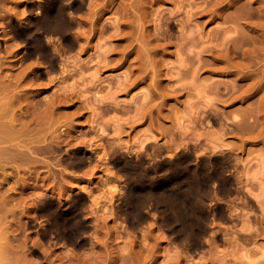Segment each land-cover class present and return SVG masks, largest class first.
Wrapping results in <instances>:
<instances>
[{"label":"rangeland","instance_id":"374dc122","mask_svg":"<svg viewBox=\"0 0 264 264\" xmlns=\"http://www.w3.org/2000/svg\"><path fill=\"white\" fill-rule=\"evenodd\" d=\"M47 1L0 0V122L14 131L2 145L21 147L0 154V201L19 255L30 264L262 262L264 0H63L65 25L34 47L29 12ZM211 167L227 178L203 200L215 208L207 229H228L213 244L171 238L164 212L129 225L132 208L156 206L176 229L196 227L181 212L191 199L178 193ZM70 193L86 234L72 248L41 232L38 210L46 196L57 210ZM249 227L253 238H235Z\"/></svg>","mask_w":264,"mask_h":264},{"label":"bare ground","instance_id":"6f19581e","mask_svg":"<svg viewBox=\"0 0 264 264\" xmlns=\"http://www.w3.org/2000/svg\"><path fill=\"white\" fill-rule=\"evenodd\" d=\"M63 3H64L63 0H48L47 2L44 3L43 6L42 5L38 6L34 12L32 10H31L32 12L31 11L29 12V13H31L32 18L30 19L28 25H30L34 29L30 40L33 43L34 47L41 44V42H42L41 38L42 37H44L47 41L54 40L53 39V33L59 27H63L65 25L66 21H65L64 15H65V11H66V6ZM67 12H69V9ZM23 27H25V26H23ZM1 88H2V86H1ZM1 93H3L2 90H0V94ZM4 94H5V92L2 95H0V98H1L0 101L3 99ZM3 103L0 104V114H1V112H3V108H2V106L4 105ZM6 111H8V110H6ZM8 120H7V122H9ZM4 121L5 120L0 122V154L3 153L4 151H6V153L7 152L10 153L9 151H11V150H12V152L15 151V150L13 151V149L11 147L12 145H10L11 150H9V148H8L9 144H6V145H8V147L3 146L5 144L2 145L3 142H6V143H7V141L9 142V140H10V138H12V135L14 132L12 127L10 128L7 124L2 123ZM11 123H12V121H11ZM9 143H11V142H9ZM12 144H17V142L12 143ZM18 145H20V144H18ZM18 145H17V147H18ZM29 147L30 146H27V148H29ZM31 147H30V150L31 151L33 150L32 152H34V149H35L36 150L35 153L37 152V150H38V152H39V150L43 151L42 149L44 148L41 146H34V148L32 147L33 149H31ZM19 148L21 149L20 146L17 149H19ZM17 149L15 152H17ZM18 151H20V150H18ZM21 151L24 152V150H21ZM86 151L87 150H84V152L82 154L83 156L86 153ZM10 155H12V153ZM223 155H224L223 150H221L220 154H218L217 157H222ZM208 156H209V159L210 158L212 159L214 157V155H208ZM195 169H197V168H195ZM219 173H220V169H217L214 167H211L210 170H208L206 172V174H199L198 173L199 176H198L197 182L200 181L202 183V181H203L202 184L200 183L202 187L199 188L200 184L190 183L189 185H186V187H183L180 190V192L178 193L179 198L191 199V202H192L191 207H188L185 210H181V212H182V214L189 213L190 215H192L196 221V225H197L196 227H193L192 224H188L186 226H183L181 229H178V228L176 229L171 222V219H170L171 217H169V214L167 213L168 208L167 209L164 208L163 210H160L156 206L148 207L147 205L146 206L148 209H145L144 211H143V208L141 206H136L134 209L132 208V211H134V212H133V214H131V213L130 214L134 216L133 217L134 219L132 221H130V219H128L129 216H131V215H129V213H128L129 216H127L128 218L126 217L128 219V221H130L129 225L130 226L135 225V227H136L137 224H139L140 222L142 223L143 221H141V219H142L144 212H148V213L150 212L152 215L154 212L159 211L160 214L162 212L166 213L164 215V217H162L163 213L161 214L160 220L162 221V223L164 225H166L168 227L169 232H170V237L174 238L175 240H178L180 243H182V245L188 247V249L197 248V246H198V244L202 238H204L205 241H207L209 243L214 242V238H215V236H217V232H218L217 230L224 232L225 228H223L221 226H217L218 224L215 226H212V224H211V227H209L210 230L207 229V226L209 225V220L210 219L214 220L212 218V215L215 212L214 211L215 208L212 205L207 207L208 205L204 204V201H206L207 199L204 200V198L206 197L205 194H208V190H209L210 185H213V187H215L214 186L215 182H217V183L219 182L218 184H219L220 188H223L222 190H224V188L226 186V179L227 178L226 177L222 178ZM109 180H107V182H109ZM110 184H112L113 187L115 185L114 182H111ZM110 184L108 185L109 187L111 186ZM128 192L129 191H127V193ZM130 192H131V190H130ZM70 195H71V193H70ZM70 195L66 196V198L64 196L60 199L57 197L59 199L57 210L55 209V207H54L55 210H50V205L48 204V202L51 201V197H47L46 195H45L46 196L45 199H40V201H38V202H41V203L40 204L37 203V204H38L39 214L42 215V217L44 216V219L42 218L41 220H44V222H45L43 224L44 226L42 225L43 227H40L41 232L44 235H47L49 240L52 241V243H56V242L60 241L63 244L65 243L67 246L69 245L68 246L69 248H72L71 245H78V243L81 242V240L85 239L86 234H85L83 227H82V223L84 222L83 221L84 219L82 220L83 222L81 221V219L84 216V214L81 212V209H79V204H78L79 202H77L78 198L76 199V195H71V196ZM211 204H212V202H211ZM4 209H5L4 202L0 201V264H30V262L28 260H27L28 261L27 262L23 257H21L19 255L20 254V252L18 250L19 248L15 247L14 246L15 244H13L11 240L9 241L7 234H4V228L2 226L3 216L6 214V211H4ZM212 211H213V214L211 215V218H210V214ZM157 215H158V213H157ZM32 216L34 217V215H32ZM154 219H155V217H154ZM156 219H157V216H156ZM29 222H30V220H29ZM29 222H27V223H29ZM212 222L214 225L215 222L214 221H212ZM159 224H160V222H159ZM249 228L247 231H242V230L241 231L238 230V232L236 231L237 233H236L235 238H240L242 241L243 240L246 241L248 239L253 238V235H256L258 233V231H257L258 229H257V227H253L250 229ZM225 230L227 231L228 229L226 228ZM222 235H224V234H222ZM231 239L234 240V237ZM223 240L228 241L230 239H229V237H224ZM232 240H230V241H232ZM65 244H64V246H65ZM17 246L19 247V245H17ZM188 249H185V251L186 250L188 251ZM244 253L246 254V256L249 255L247 252H244ZM246 256H244V257H246ZM257 259H251L250 263L251 264H258V263L262 264V262L264 263V259L262 260V262L260 261L261 259H258L259 261H257ZM246 262H247V260H246ZM90 263L91 262H89V264ZM85 264H86V262H85Z\"/></svg>","mask_w":264,"mask_h":264}]
</instances>
